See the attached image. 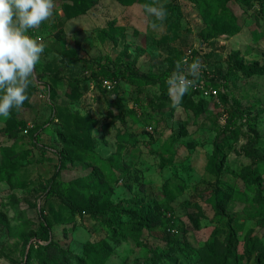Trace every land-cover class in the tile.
I'll use <instances>...</instances> for the list:
<instances>
[{"label": "rangeland", "instance_id": "374dc122", "mask_svg": "<svg viewBox=\"0 0 264 264\" xmlns=\"http://www.w3.org/2000/svg\"><path fill=\"white\" fill-rule=\"evenodd\" d=\"M55 3L53 18L27 33L45 45L36 65L43 77L29 86L20 111L0 116V264H77L67 254L61 259L63 253L46 257L45 223L60 251L82 256L93 246L106 256L104 264H141L155 254L163 264H187L211 243L214 262L233 231L239 262H263L264 217L254 197H264V166L247 156V126L225 143L221 98L189 92L174 108L159 79L184 57L198 58L207 79L232 70L227 94L253 120L264 150V74L245 77L236 69L264 65V0H159L168 10L159 30L144 10L156 0ZM106 59L113 69L132 64L138 76L107 91L96 69ZM221 144V187L229 194L227 218L237 222L233 231L213 206L217 179L209 161ZM57 170L73 184L77 206L100 211L139 196L153 208V226L127 241L114 239L101 220L73 214L58 199L45 201ZM251 170L259 174L257 193L244 179ZM179 243L183 254H170Z\"/></svg>", "mask_w": 264, "mask_h": 264}, {"label": "trees", "instance_id": "16d2710c", "mask_svg": "<svg viewBox=\"0 0 264 264\" xmlns=\"http://www.w3.org/2000/svg\"><path fill=\"white\" fill-rule=\"evenodd\" d=\"M91 4H88L87 8H89ZM84 13L83 11H77L75 16L80 15ZM104 63L98 62L96 64V69L99 71V75L103 76V79H110V80H116L118 81V85L114 89H118L119 86L123 82H129V79L135 78L138 76L136 69L132 64H126L121 67L117 68H111V60L106 59L103 60ZM238 71H241L242 75L245 77H250L253 74H264V65L260 66L259 63H253L250 67L247 69L241 68L239 66L236 67ZM172 72H164L159 81L162 83L163 86H166L168 88L167 84L165 83L166 78L171 74ZM37 74V80H40L43 76L40 74ZM232 77V70H228L225 75L220 78V80L216 79H207L205 76H201V80L198 81L204 82L205 84H211L216 86L220 89V94L218 98H221L225 107V113H226V125L223 128V131L219 135L225 136V143L227 141V135H230L233 133V131L238 130L243 126H247L246 136L248 137L249 143L246 145V153L247 156L250 157L253 161V164L256 166L263 165L264 166V150H262L259 146V142L261 140V136L254 130L253 126H250V122L252 123L253 120L249 118H244V113L240 106L236 103H233L231 99L229 98L227 92L230 89V82ZM49 89V94L52 96V88L50 86L46 87ZM113 89V90H114ZM112 90V91H113ZM189 92L195 94L198 92H195L193 90H190ZM247 119V120H246ZM244 120L245 123H244ZM36 143H39L41 141V133L37 132L35 136ZM222 144L221 146H217L213 155L210 158L209 161V170L214 173L216 176V182H217V188L213 192V206L217 212V214H220L221 217L226 218L225 225L233 231V225H237V222H232L231 219L227 218L226 214V206L228 204L229 194L226 193L227 190H224L221 187V173H222V158L223 155H225L222 151ZM62 162L59 166V169L62 168V163L64 161V157L61 158ZM60 170H57L54 175L49 179L48 184L45 188V192L43 195V199L45 201H50L52 199H58L60 200L66 208L73 214H78L81 217L90 216L94 217L95 219L101 220L105 224V226L108 229V233L112 235L114 239H118L119 237L122 238V240L127 241L131 237L137 236L140 232H142L145 228H150L153 226V217L151 216V212L153 211V208L150 204L143 203L139 196H135L131 200H121L120 202L116 204H107L103 207L102 210H96V209H87L82 208L76 205L74 199H73V184L71 182H65L59 179V172ZM259 174L257 170H251L247 176L244 177L247 184L249 185L250 189L254 191L255 193L258 192V190H261V184L258 181ZM258 194V195H257ZM254 199L256 198L259 202L262 203V207L260 210V214L264 217V197L261 195V193H257ZM40 213H44V207H41ZM264 223V220H263ZM45 223L42 224L43 229V239L47 242V245H45L44 250L46 257H48L50 260L53 261V259L50 258V253L54 255H61V259H64V256H66L71 261L77 262V264H104L106 261V256L103 255V253L96 249L93 246L88 247L85 250V253L82 256H74L72 252L65 251L62 252L59 250L56 243L53 241V237L49 231V229L46 226ZM174 228V222H170L169 230L172 231ZM242 229V226L240 227ZM233 233H235L233 231ZM231 233L229 237V241L227 244L226 252L224 254H221V256H217L218 258H215V261L213 262L211 257L214 255V243L208 244L205 246V250H202V252L205 254L203 257L198 259V261L190 259L188 260L187 264H241L239 262L240 257L236 254V245L234 234ZM233 234V236H232ZM234 245V248L232 246ZM183 246L181 244H177L175 251L170 250V254L172 253H181L183 254ZM184 247H187V250L190 251L191 254L193 251L188 248V245H184ZM210 247V248H209ZM212 247V248H211ZM255 248V245L252 246V250ZM247 253L250 254L251 248L246 249ZM264 258V250L260 253ZM259 254V255H260ZM187 258V257H186ZM202 259V260H201ZM171 261V260H170ZM259 262V261H258ZM55 261H53V264ZM260 263V262H259ZM141 264H163L162 257L158 254H155L150 260H146V262H143ZM260 264H264V261Z\"/></svg>", "mask_w": 264, "mask_h": 264}, {"label": "clouds", "instance_id": "9594fccd", "mask_svg": "<svg viewBox=\"0 0 264 264\" xmlns=\"http://www.w3.org/2000/svg\"><path fill=\"white\" fill-rule=\"evenodd\" d=\"M55 10V0H0V116L10 118L12 110L20 111L29 99L28 88L37 80L36 65L45 45L39 37L34 39L27 33L52 19ZM144 10L154 17L150 27L159 30L168 16L166 7L156 0L144 5ZM202 68L198 58L176 61L165 81L174 108L198 86Z\"/></svg>", "mask_w": 264, "mask_h": 264}, {"label": "built area", "instance_id": "2783aa9c", "mask_svg": "<svg viewBox=\"0 0 264 264\" xmlns=\"http://www.w3.org/2000/svg\"><path fill=\"white\" fill-rule=\"evenodd\" d=\"M102 85H103L104 89H106L107 91H112L118 85V81L110 80V79H104L102 81ZM192 90L195 92L201 93V94L205 93V94L210 95L214 98H218L219 94H220L219 88H217L216 86L211 85V84H205L204 82L198 83V86ZM150 129H152V128H150Z\"/></svg>", "mask_w": 264, "mask_h": 264}]
</instances>
